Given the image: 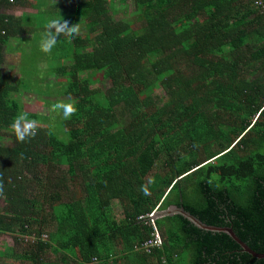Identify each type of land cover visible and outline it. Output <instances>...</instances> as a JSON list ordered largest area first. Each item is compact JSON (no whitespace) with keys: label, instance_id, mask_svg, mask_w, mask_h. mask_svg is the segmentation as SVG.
I'll return each instance as SVG.
<instances>
[{"label":"trees","instance_id":"trees-1","mask_svg":"<svg viewBox=\"0 0 264 264\" xmlns=\"http://www.w3.org/2000/svg\"><path fill=\"white\" fill-rule=\"evenodd\" d=\"M27 2L0 0V236L12 242L0 260L264 264L224 230L264 253V6L39 0L44 22L8 12ZM129 5L135 23L115 17ZM59 15L79 33L45 54L41 33ZM28 95L77 101L57 115L63 138ZM21 111L39 125L24 143L10 128ZM171 206L219 229L160 213Z\"/></svg>","mask_w":264,"mask_h":264},{"label":"clouds","instance_id":"clouds-1","mask_svg":"<svg viewBox=\"0 0 264 264\" xmlns=\"http://www.w3.org/2000/svg\"><path fill=\"white\" fill-rule=\"evenodd\" d=\"M80 30V24H73L70 20L63 19L60 15L58 17L47 18L44 31L41 33L39 40V48L45 53L49 54L57 46L60 37L63 36L71 41ZM77 101L73 99L60 100L49 105L48 112L55 118V115H62L63 119L67 120L77 112ZM38 121L31 119L26 112H19L13 118L10 128L15 135L18 142L24 143L34 139L37 135ZM23 158V153L20 154ZM149 184L152 183L150 180ZM141 191L147 195L149 188L147 185L141 186ZM4 195L3 180L0 177V196Z\"/></svg>","mask_w":264,"mask_h":264},{"label":"rangeland","instance_id":"rangeland-1","mask_svg":"<svg viewBox=\"0 0 264 264\" xmlns=\"http://www.w3.org/2000/svg\"><path fill=\"white\" fill-rule=\"evenodd\" d=\"M27 1L28 2L25 4V6L17 5V7L9 8L8 12L15 13L16 15H20L22 13H32L35 21L41 19V21L44 22L43 18L47 17V14L42 12V11L36 10L38 7L37 3L39 0H27ZM25 11H27V12H25ZM37 11H38V13H37ZM124 14L127 15V18L133 19L134 23L136 22L135 21L136 11L134 9H132V7L130 5H129V7H126L125 9H122V7H121L119 10V13L117 12L115 17L120 18V16L124 15ZM23 18H24V21H27V15H25ZM42 25H44V24H42ZM8 56H6V61L9 62V60L11 59V62H13L14 61L13 57L14 56H20V54L18 52H16L13 54L12 57H8ZM17 68H18V71H21L19 69H22V65L21 64L17 65ZM104 82L107 84V81H104ZM31 97H33V96L28 95L24 99L26 109L31 110V111H37L40 113H48V108L46 105L41 104L39 101H37L36 98L34 100ZM59 119L60 118L57 115H55V118H53V116L51 115V117L49 118V122L52 124L51 127L54 128V130L57 132L58 136L63 138L64 137L62 135L63 132H62L61 128L59 127V121H58ZM3 141L5 143L9 142L7 137H5L3 139ZM113 212L117 217H120L122 215L121 207L117 202H114V204H113ZM11 243L12 242H11V239L9 237L4 236V235L0 236V250H2L3 247L6 246L7 244L10 245ZM0 264H20V263L16 260H12L10 258L2 257L0 260Z\"/></svg>","mask_w":264,"mask_h":264},{"label":"water","instance_id":"water-1","mask_svg":"<svg viewBox=\"0 0 264 264\" xmlns=\"http://www.w3.org/2000/svg\"><path fill=\"white\" fill-rule=\"evenodd\" d=\"M172 210V211H171ZM173 212H177V213H181L183 214L184 216L188 217L190 220H192L195 224H197L198 226L202 227V228H205V229H210V230H216V229H219V228H215L213 226H209V225H205L203 224L202 222H200L196 217L190 215L188 212H185L184 209L182 207L178 208V207H174V206H171L168 210L166 211H161L160 213L161 214H168V213H173ZM156 216V214H155ZM226 232H228L233 239H235L240 245H242L244 247V249L251 253L253 256L255 257H262L264 256V253H257L255 251H253L251 248H249L244 242H242V240L240 238H238L234 232L230 229V228H225L224 229Z\"/></svg>","mask_w":264,"mask_h":264},{"label":"built area","instance_id":"built-area-1","mask_svg":"<svg viewBox=\"0 0 264 264\" xmlns=\"http://www.w3.org/2000/svg\"><path fill=\"white\" fill-rule=\"evenodd\" d=\"M255 4L258 5V6H264V2L263 0H255ZM149 243L151 244H159L161 243V238L159 236V233H157L154 238H153V241H149Z\"/></svg>","mask_w":264,"mask_h":264},{"label":"crops","instance_id":"crops-1","mask_svg":"<svg viewBox=\"0 0 264 264\" xmlns=\"http://www.w3.org/2000/svg\"><path fill=\"white\" fill-rule=\"evenodd\" d=\"M25 12H27V11H25Z\"/></svg>","mask_w":264,"mask_h":264}]
</instances>
